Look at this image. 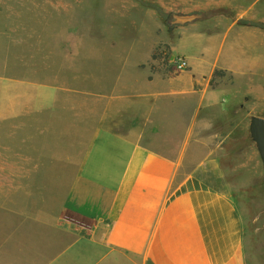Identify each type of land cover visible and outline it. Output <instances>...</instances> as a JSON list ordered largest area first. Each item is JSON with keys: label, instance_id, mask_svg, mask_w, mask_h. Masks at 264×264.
I'll list each match as a JSON object with an SVG mask.
<instances>
[{"label": "crops", "instance_id": "obj_1", "mask_svg": "<svg viewBox=\"0 0 264 264\" xmlns=\"http://www.w3.org/2000/svg\"><path fill=\"white\" fill-rule=\"evenodd\" d=\"M76 1L103 5L96 18L117 22L99 31L118 37L110 54L102 53L112 63L127 57L133 77L118 79L110 94L59 84V74L48 79L55 56L81 60L77 44L86 43V29L80 22L78 42L61 40L54 49L57 35L53 38L50 26L49 38L47 21L46 35L30 38L31 52L39 54L16 57L19 67L1 53L0 127L14 138L30 133L19 135L20 145L1 148L0 164L15 165L4 178L67 176L71 184L52 213L16 209L3 217L0 264H242L237 204L229 190L208 181L212 171L204 173L205 162L193 149L206 147V164H213L219 149L225 156L244 138L251 116L264 118V0ZM175 15L185 24L166 33L163 20ZM134 34L141 38L122 39ZM12 40L13 49L28 42ZM163 42L170 47L169 63L183 56L188 70L175 77L153 72L154 50ZM39 55L42 67L35 63ZM216 71L223 74L215 76ZM39 74L44 79H36ZM69 100L78 102L69 109L79 118L93 100L89 148L45 154L48 133L54 134L60 120L55 117L67 114ZM201 130L207 131L204 139ZM147 131L160 134L157 145L145 144ZM69 147L70 141L67 152Z\"/></svg>", "mask_w": 264, "mask_h": 264}, {"label": "rangeland", "instance_id": "obj_2", "mask_svg": "<svg viewBox=\"0 0 264 264\" xmlns=\"http://www.w3.org/2000/svg\"><path fill=\"white\" fill-rule=\"evenodd\" d=\"M69 1L62 3L61 0H53V3H51L50 0H0V77L1 53L6 55L7 58L10 56L9 59L13 68L20 66L19 63L16 66L15 61L17 62V58L22 56L30 57L31 54L38 55L39 53L31 52L29 47L30 38L35 33L46 35V24L48 21L49 38L51 35L50 26L53 27V38L54 34L57 35V38L53 41L54 49L61 40L65 41L64 43L67 45L78 42L76 29L79 22L84 24L86 29V43L77 44V46L82 48L81 60L76 63L74 59L71 61L65 58L63 61L61 55L55 56L53 59V76L52 72H50L48 79H57L55 75L59 74V84L73 83L88 91L103 90L109 94L113 92L114 84L118 79H122V81L123 79H132L133 72L130 65L132 61L129 63L127 57L125 61L120 57L115 63H112L107 61L106 56L102 53L103 51L110 54L111 45L117 46L115 40L118 37L109 34L103 35L99 31L100 29L102 31V28L109 27L110 24L116 25L117 22L106 21L107 23H103L101 19L96 18L97 16L95 15L97 13L103 12V5H96L92 2L78 3L76 0ZM113 6L124 8V5L116 4ZM134 7L138 6L134 4ZM46 15L49 17L48 20H46ZM167 19L163 20L165 31L166 33H172L174 26L170 27ZM143 22L140 20L138 24ZM14 37L18 38V40L25 39L28 42L24 46L16 47L17 49L14 47L13 49L14 42L12 39ZM126 38L130 41H135L139 40L141 36L134 34V36L122 37L123 40ZM1 39L4 40L2 44ZM8 39L12 41L10 42L11 44L9 43L10 46L7 44ZM166 45H169L168 42H163L159 45L162 51H165ZM8 46L12 47L10 51L6 50ZM1 47L5 51L1 52ZM116 50L117 48H114V51ZM58 54H61V52H58ZM35 63L37 67L43 66L40 55ZM151 68L153 72L162 71L170 77H175L180 73L174 71L167 56L157 59V64H152ZM35 78L44 79L43 74L35 75ZM99 80L103 81L100 86L97 84ZM92 103L93 100L90 102L87 100L85 108H82L83 115H81V118L78 117L75 110H71L77 106V101L69 100L64 103V106H67V109H65L67 114L55 117V119L60 120L55 121L54 129L56 131L54 134L48 133V147L45 154L66 156L67 154L72 155L73 152L76 154L77 150L78 154H81L83 150L85 152L88 150L93 136V129L95 128ZM74 128H78L79 134L75 135ZM6 129L8 128L0 127V153L1 148L5 144L12 148L16 143L20 145L21 138L19 135L30 134L29 132H21L18 133L17 138H14V133L11 132L9 134ZM61 132L66 133L64 140L57 138ZM159 135L158 132L147 131L145 144L157 145ZM163 135L166 136V133H163ZM206 135V130L199 132V136L203 139ZM69 141L70 153L67 152ZM73 143L75 147H73ZM226 152V155L223 156L219 149L217 162L208 165L206 164V147L198 146L193 149V156L205 162L203 163L204 173L212 171V178L208 176V181L220 185L224 190H229L237 204L244 232V246L241 255L242 264H264V170L259 153L251 139L250 130L248 129L243 139L228 147ZM10 154L13 155L12 150ZM22 166L18 165L20 168ZM14 171L15 165L13 163L0 164V225L3 217L9 218L8 213H13L16 209L52 213L63 205L71 184V181L67 180V176L62 179H54L50 175L44 176V174H41L39 176V174L37 180L4 178V175L7 176L8 172ZM3 206L6 207L5 210Z\"/></svg>", "mask_w": 264, "mask_h": 264}, {"label": "water", "instance_id": "obj_3", "mask_svg": "<svg viewBox=\"0 0 264 264\" xmlns=\"http://www.w3.org/2000/svg\"><path fill=\"white\" fill-rule=\"evenodd\" d=\"M180 17H182V15H175L171 17L168 21L169 26L173 27L175 25L185 24L179 19ZM249 130L251 139L259 153L264 170V118L254 115L251 116Z\"/></svg>", "mask_w": 264, "mask_h": 264}, {"label": "built area", "instance_id": "obj_4", "mask_svg": "<svg viewBox=\"0 0 264 264\" xmlns=\"http://www.w3.org/2000/svg\"><path fill=\"white\" fill-rule=\"evenodd\" d=\"M170 64L172 65V67L174 68V71L176 72L186 71L188 70L190 66L188 60L183 56L175 57L173 62Z\"/></svg>", "mask_w": 264, "mask_h": 264}, {"label": "trees", "instance_id": "obj_5", "mask_svg": "<svg viewBox=\"0 0 264 264\" xmlns=\"http://www.w3.org/2000/svg\"><path fill=\"white\" fill-rule=\"evenodd\" d=\"M169 50H170L169 45H166L165 51H162L161 50V46H159V47H157L156 51L154 52L153 58L154 59H159L160 57H163V56H167L168 57ZM222 74H223L222 71H216L215 72V76L222 75Z\"/></svg>", "mask_w": 264, "mask_h": 264}]
</instances>
